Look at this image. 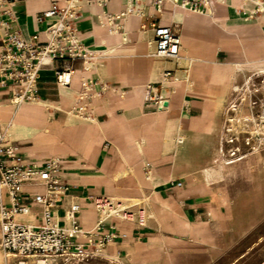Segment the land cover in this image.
I'll list each match as a JSON object with an SVG mask.
<instances>
[{
  "label": "crops",
  "instance_id": "1",
  "mask_svg": "<svg viewBox=\"0 0 264 264\" xmlns=\"http://www.w3.org/2000/svg\"><path fill=\"white\" fill-rule=\"evenodd\" d=\"M66 1L0 0V46L6 32L26 37L41 33L49 23H38L37 15L52 5L64 7ZM130 1L138 15L117 18ZM233 3L227 0L213 4L212 13L187 15L179 28L180 58L172 62L150 56L141 33L152 38L154 53V26L177 25L171 0L158 3L160 9L155 0H109L104 6L81 0L77 36L95 56L92 68L84 70L80 59L62 63L75 71L65 90L52 68H44L36 100L19 107L12 103L11 83L0 82V105L10 106L0 109V121L13 120L20 127L10 138L8 124L0 122L9 143L28 164L62 161L60 177L70 190L57 210L58 219L62 221L68 205L77 202L83 229H91L99 213L88 197L145 208L149 219L144 227L118 218L109 221L122 237L103 252L146 264H264V207L241 208L226 166L215 164L233 93L246 72L264 66V19L250 20L252 2ZM115 26L120 35L111 37ZM128 30L131 37L125 43L122 36ZM168 70L180 80L163 82ZM90 82L107 86L106 92L80 100ZM150 83L162 84L159 93L168 101L165 109L145 102ZM87 115L90 121L84 120ZM206 167H224L225 175L208 179ZM254 176V185L260 187L264 178ZM24 192L44 193V188L27 186ZM32 213L33 224H40L42 206L31 204ZM155 254L158 257L152 258ZM0 264H10L1 246Z\"/></svg>",
  "mask_w": 264,
  "mask_h": 264
},
{
  "label": "built area",
  "instance_id": "2",
  "mask_svg": "<svg viewBox=\"0 0 264 264\" xmlns=\"http://www.w3.org/2000/svg\"><path fill=\"white\" fill-rule=\"evenodd\" d=\"M108 1L86 0V3L104 6ZM155 1L160 9L158 3L162 0ZM218 1L220 0H176L172 3L175 6L178 3L185 5L191 13L204 14ZM253 4L255 7L259 6ZM81 11V0H67L64 7L52 5L37 15L38 23L46 21L49 23L41 33L26 37L20 32H6L2 36L0 82L2 85L11 83L14 89L13 105L19 107L23 103L36 100L39 75L46 67L52 68L57 84L64 88L70 87L75 71L71 66L65 68L62 63L80 59L84 70L92 68L95 56L83 46L77 36L76 22L81 17ZM122 15L123 13L117 18L120 19ZM7 16L14 21L12 13H8ZM2 25L3 20L0 16V30ZM154 45V56L172 62L177 61L182 45L178 25L154 26ZM179 80L180 78L170 70L162 75L163 82ZM252 81L249 77L245 83L254 87V84L250 83ZM161 85L150 83L145 92V102L155 105L158 110L165 109L168 102L159 93ZM240 87L235 89V92ZM106 90L107 86L101 83H87L83 87L80 100L99 97ZM236 104L231 100L227 109L236 111L238 108ZM83 111L87 112V105ZM84 120L90 121L91 115L84 116ZM224 130L220 138L219 157L215 164L232 166L242 161L244 157H237L240 148L234 146L233 137L230 140L225 138ZM226 133L229 136L233 132L227 129ZM249 141L250 139L247 141L248 145ZM226 152L230 160L225 161ZM61 172L62 161L55 158L42 166L28 164L18 153L17 148L9 143L5 130L0 126V246L7 263L87 264L101 256L110 244L122 237L115 225L109 222L111 219L118 218L141 227L147 224L149 215L141 204L132 202L123 204L102 196L88 197L99 213V219L91 229H83L80 223L82 207L77 202L68 205L61 221L57 217V210L63 205L70 190L69 185L62 181ZM176 185L181 187L182 183ZM27 186H41L44 193L27 194L24 192ZM31 204L41 205L43 208L40 224L29 225L20 219L29 215Z\"/></svg>",
  "mask_w": 264,
  "mask_h": 264
},
{
  "label": "rangeland",
  "instance_id": "3",
  "mask_svg": "<svg viewBox=\"0 0 264 264\" xmlns=\"http://www.w3.org/2000/svg\"><path fill=\"white\" fill-rule=\"evenodd\" d=\"M130 10L132 14L138 15L134 3L131 2L128 3L124 11L125 16L122 18L128 16ZM141 33L144 35V39L147 40V47H149V37L144 32ZM249 77L252 78L253 81L250 83H253L254 87L252 84L247 85L245 83V80ZM238 91L234 92L231 98L237 103L238 108L233 112L230 110L231 108L227 109V113L225 112L224 133L225 138H229L228 140L233 137L234 146L240 148L237 157L244 158L237 164L226 166L227 175L232 184L233 195L241 197L239 200L241 208L264 207V183L260 187H256L253 182L254 174H259L264 178V75H261L258 71L246 72L245 79ZM2 113L7 115L8 111ZM227 129L232 130V135L228 136ZM249 139L250 144L248 145L247 141ZM224 160H230L227 152ZM248 197L251 199H248ZM120 259L125 264H130V260L121 257ZM87 264L115 263L105 258H96Z\"/></svg>",
  "mask_w": 264,
  "mask_h": 264
},
{
  "label": "bare ground",
  "instance_id": "4",
  "mask_svg": "<svg viewBox=\"0 0 264 264\" xmlns=\"http://www.w3.org/2000/svg\"><path fill=\"white\" fill-rule=\"evenodd\" d=\"M129 1V0H128ZM172 1H176V0H171V2ZM227 0H220V1H218V2H214V4H216V3H225ZM231 1V4H234L233 3V1L234 0H230ZM237 1H240L242 4L243 3H248V2H252V3H256V4H258L259 6L258 7H255V9L253 10V12H252V14H253V16L251 17L252 19H250V20H255L256 18H259V17H262L263 19H264V1L263 0H237ZM132 1H130L129 3H131ZM230 6V5H229ZM174 7V6H173ZM174 8H176V10H175V20H176V22H177V25H179V28H182V23L183 22H185V19H186V16L187 15H189L191 12H190V10L185 6V5H182V4H180V3H178L177 5H176V7H174ZM209 12H211V9H209ZM212 13V12H211ZM105 15V14H104ZM170 15V14H169ZM123 16H125V13L123 12V15H122V17ZM137 15H134V14H132V11L130 10L129 11V14H128V16H126V17H132V18H134V17H136ZM249 16V15H248ZM105 17V16H104ZM111 17V16H110ZM125 17V18H126ZM112 18V17H111ZM125 18H123V19H125ZM124 21V20H123ZM107 26V25H106ZM108 26H109V24H108ZM219 27V26H218ZM107 28V27H106ZM118 26H115V29H112L111 30V37H114L115 35L117 36V35H120L119 34V32H118ZM183 31V30H182ZM130 32H132L131 30H128L126 33H124V35L122 36L123 37V41L125 42V43H128L129 41H130V37H131V34H130ZM107 38V37H106ZM152 39V38H151ZM150 38H149V40H150V42L148 43V50L150 51V56H152L153 55V41L151 40ZM100 42H101V40H100ZM112 43V42H111ZM107 44V43H106ZM118 44V43H117ZM116 44V45H117ZM113 45V44H112ZM120 44H118V46H119ZM110 50V49H109ZM107 52V51H106ZM105 54V53H104ZM96 55V54H95ZM100 55V54H99ZM101 57V56H100ZM185 58V57H184ZM194 59V58H193ZM192 60V59H191ZM194 61V60H193ZM97 64V63H96ZM193 66V65H192ZM235 70V69H234ZM234 70L232 71V75L234 74ZM257 71L258 72H260V74H264V66H262V67H259L258 69H257ZM83 72H85V71H83ZM189 72V71H188ZM89 74V73H88ZM93 74H95V73H93ZM91 75V74H90ZM94 76V75H93ZM85 78H86V76H85ZM189 81V80H188ZM50 84H53V83H50ZM234 87V86H233ZM43 89V88H42ZM62 89L63 90H65L66 88H64V87H62ZM239 92V91H238ZM175 93V92H174ZM219 99V98H218ZM222 99V98H221ZM54 100V99H53ZM171 101V100H170ZM33 104V103H32ZM78 105V104H77ZM217 105H219V104H217ZM20 106H22V105H20ZM7 107H10L9 105H7V106H1L0 105V109H2V108H7ZM28 107V106H27ZM29 107H30V105H29ZM51 108V107H50ZM47 109H48V107H47ZM53 109V108H52ZM54 110V109H53ZM34 111V110H33ZM18 113V112H17ZM16 113V114H17ZM49 113V112H48ZM70 113V112H69ZM73 115V114H72ZM81 115H83L82 113H81ZM16 116V115H15ZM227 116V115H226ZM28 117V116H27ZM73 117V116H72ZM19 118V117H18ZM230 118V117H229ZM228 118V119H229ZM20 119V118H19ZM78 119V118H77ZM23 120V119H22ZM25 121V120H24ZM2 124H8V126H7V128L5 129V130H7V134H8V136L10 137V138H13L14 137V133H16L17 131H20V127H19V125L17 124V123H15V122H13V120H11L10 122H4V121H0ZM30 125V124H29ZM6 134V135H7ZM7 136V137H8ZM23 138V137H22ZM172 143V142H171ZM174 143V142H173ZM210 166V165H209ZM207 168V167H206ZM205 169V168H204ZM208 169V168H207ZM202 171V170H201ZM206 175H207V177H208V179H210V178H212V179H217V178H222V177H224V175H225V168L224 167H220V168H212L211 170H209L208 169V171L206 172ZM180 191V190H179ZM151 201V200H150ZM161 202V201H160ZM168 202V201H167ZM141 203V202H140ZM174 203V202H173ZM177 205V204H176ZM179 205V204H178ZM168 206V205H167ZM149 208V207H148ZM165 208H166V206H165ZM32 209V208H31ZM176 209V208H175ZM175 211V210H174ZM20 219H22V220H24L26 223H28L29 225H32L33 224V220H34V215H33V213L32 214H29L28 216H26V217H20ZM188 219V218H187ZM168 249V248H167ZM3 252V251H2ZM135 252H137L136 250H135ZM101 255H103L104 256V258L105 259H107V260H109V261H112L113 263H115V264H124V263H122L121 262V260L117 257V256H114V255H112V254H109L107 251L106 252H102L101 253ZM158 257V255H154V256H152V258H157ZM130 264H146V263H137V259L136 258H133L132 260H130Z\"/></svg>",
  "mask_w": 264,
  "mask_h": 264
}]
</instances>
